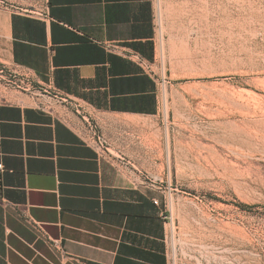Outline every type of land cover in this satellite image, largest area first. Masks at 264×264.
Returning a JSON list of instances; mask_svg holds the SVG:
<instances>
[{
  "label": "crops",
  "instance_id": "0c3cea01",
  "mask_svg": "<svg viewBox=\"0 0 264 264\" xmlns=\"http://www.w3.org/2000/svg\"><path fill=\"white\" fill-rule=\"evenodd\" d=\"M4 1L0 96L18 76L56 109L0 98V264H169L163 192L56 111L158 114L157 80L124 54L154 59V0H36L45 17L27 14L34 0Z\"/></svg>",
  "mask_w": 264,
  "mask_h": 264
},
{
  "label": "rangeland",
  "instance_id": "374dc122",
  "mask_svg": "<svg viewBox=\"0 0 264 264\" xmlns=\"http://www.w3.org/2000/svg\"><path fill=\"white\" fill-rule=\"evenodd\" d=\"M159 111L58 101L103 156L166 197L169 264H264V0H154ZM3 100L55 106L8 77ZM101 141V144H99Z\"/></svg>",
  "mask_w": 264,
  "mask_h": 264
},
{
  "label": "built area",
  "instance_id": "2783aa9c",
  "mask_svg": "<svg viewBox=\"0 0 264 264\" xmlns=\"http://www.w3.org/2000/svg\"><path fill=\"white\" fill-rule=\"evenodd\" d=\"M0 6L6 8L7 4L5 3L4 0H0ZM26 12L28 15H33V16H38V17L47 16L45 8L41 7V4L36 0L32 2L29 8H27ZM104 46L113 52H116L119 49L118 46H115L112 44H108ZM124 54H125V57H127L132 62H134L138 67H140L142 71L149 73L150 75L151 73H153L152 71V67L154 66L153 60L148 61L145 58H143L139 53H136V52H130V53H124ZM98 142L99 144H101V141L98 140ZM3 171H4V166L2 163H0V177ZM154 204H157V201H154ZM164 217H165V223L168 224V217L166 215ZM55 244L57 245V243ZM166 244H167V235H166Z\"/></svg>",
  "mask_w": 264,
  "mask_h": 264
}]
</instances>
